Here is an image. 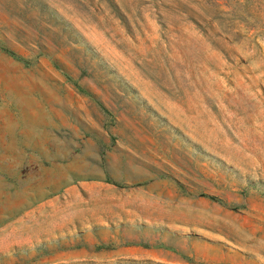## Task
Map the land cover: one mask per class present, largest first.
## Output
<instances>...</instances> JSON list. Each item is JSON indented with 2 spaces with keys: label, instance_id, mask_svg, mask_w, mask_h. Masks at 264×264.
Masks as SVG:
<instances>
[{
  "label": "rangeland",
  "instance_id": "obj_1",
  "mask_svg": "<svg viewBox=\"0 0 264 264\" xmlns=\"http://www.w3.org/2000/svg\"><path fill=\"white\" fill-rule=\"evenodd\" d=\"M0 264H264V0H0Z\"/></svg>",
  "mask_w": 264,
  "mask_h": 264
}]
</instances>
